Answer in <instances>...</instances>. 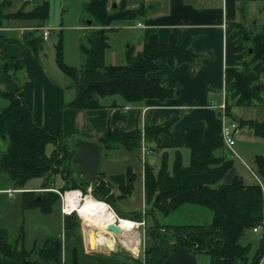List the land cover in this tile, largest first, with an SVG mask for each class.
Returning a JSON list of instances; mask_svg holds the SVG:
<instances>
[{
    "label": "trees",
    "instance_id": "16d2710c",
    "mask_svg": "<svg viewBox=\"0 0 264 264\" xmlns=\"http://www.w3.org/2000/svg\"><path fill=\"white\" fill-rule=\"evenodd\" d=\"M33 0H24L23 4L12 12L2 9L10 0H0V26L9 18H28L37 21L38 26L26 31L24 42L37 54L41 49V23L48 15V0H35L29 10L23 6ZM127 0L111 2L108 0H83L82 11L89 20L90 30L80 43L83 55L82 63L76 67L66 64L62 59L60 41L56 45V63L60 70L70 78L75 89V97L71 105L76 108H96L100 106L99 98L118 94L127 101H139L153 98L159 101L173 95L171 88L161 83L160 76L149 77L148 72L156 70L157 61L168 66L182 62L196 64L198 55L192 49L189 40L176 42L175 33H171L167 42H160L155 34L148 35L140 50L132 46L125 49V60L110 63L105 59V51L110 47L109 33L114 27L132 25L141 20L148 12L142 1L128 6ZM115 4V5H114ZM244 29V38L248 34L252 38L249 68L259 63L256 69L258 77L264 73V39L262 33L253 28ZM39 30V36L37 31ZM22 58L4 62L3 68L20 64ZM260 78L257 88L264 90ZM264 81V79H263ZM7 103L0 109V139L6 140L5 149H0V179L6 180L14 188L20 189L21 206H39L48 213L59 204V195L66 189L81 188L90 185L84 178L73 179L70 172L60 169L59 165L66 158H74L76 149L70 147L59 134H52L39 126L33 117L30 106L23 98L22 91L1 92ZM229 119L236 122L228 112ZM174 118L157 124L144 125L143 137L151 148L157 147L158 136L168 131ZM240 125L251 127L254 133L264 138V121L254 119L237 120ZM204 123L197 121L188 126L183 134V144L189 149V162L183 164L179 152L175 153L171 167L167 165L165 153L161 154L160 164L156 170L147 160L143 166L144 202L149 207L143 210L151 213L158 211L166 216L184 204H198L210 209L212 215L208 222L185 223L164 228L168 239L166 244L158 241L153 233L150 237L153 244L144 247L140 258L133 264H162L171 251L186 246L196 253L209 256L208 264H258L262 256V241L247 236L250 228L260 223L264 216V158L255 156L256 173L261 184H246L241 177L234 176L224 182V174L230 169L232 161L216 154L222 147L220 135L210 140H203ZM142 132L139 126L132 130L111 129L107 127L97 141L103 149L123 148L134 152L141 146ZM53 143L54 148L46 152V145ZM155 143L156 145H152ZM75 160V158H74ZM78 164V161L75 160ZM91 185V195L106 201L119 217L140 220L141 212H122L114 205V197L125 198L133 190L134 173L130 168L105 176ZM60 174L65 181L60 188L54 186L53 177ZM31 178L42 179L40 188L46 189L34 193L25 183ZM70 179L66 182V179ZM83 179V180H82ZM1 183L0 186H3ZM4 188V187H0ZM58 189L57 191H55ZM113 189L118 190L114 195ZM76 213L66 214L62 218L64 230H75L79 227ZM156 226V224H155ZM87 227L82 224V230ZM0 264H64L62 259V240L60 234L45 236L41 245L26 249L23 246V229L10 239L7 229L0 226ZM71 264H77L75 252Z\"/></svg>",
    "mask_w": 264,
    "mask_h": 264
},
{
    "label": "crops",
    "instance_id": "0c3cea01",
    "mask_svg": "<svg viewBox=\"0 0 264 264\" xmlns=\"http://www.w3.org/2000/svg\"><path fill=\"white\" fill-rule=\"evenodd\" d=\"M18 1L22 4L24 0ZM139 1L132 0L128 4L132 6ZM145 1L150 2L151 7L142 20L138 21L141 25L134 23L119 26L139 31L135 51L141 49L150 34H155L160 42H167L170 34L175 33L178 44L189 40L192 49L198 55L196 64L185 61L168 66L157 61L159 67L147 73L149 77L160 76L161 83L173 90L171 97L164 101L153 98L127 101L118 94H112L100 97L99 107H73L71 102L75 97V89L70 78L60 72V68L46 64L44 60L46 55L43 52L35 54L24 42L25 32L35 25L28 19L9 18L0 26L2 107L6 105L7 100L1 92L22 91L23 98L30 106L34 120L39 126L52 134H59L66 142L77 136L76 138L94 141L97 144L107 127L132 130L139 126L141 132H144L145 123L153 125L174 118L168 131L159 134L158 144H152L157 147L151 148L146 143L152 151L143 156L144 159L141 146L135 153L119 148L124 156V160L120 159L125 161V169L121 172L130 168L134 174L136 173L135 178L139 176L140 195L144 200V162L147 160L154 169H157L161 154L165 153L170 168L175 153L179 152L184 164L188 152L183 144L182 134L194 122L204 123L203 140L220 135L222 121L209 103L211 100L219 102L224 94L229 115L236 116L237 119L233 146L226 147L222 142V147L216 150V154L232 161L223 181L229 182L234 176H238L246 184H261L256 173L255 156L260 155L264 158V138L257 136L251 127L240 125L237 120L254 119L251 113L244 114L242 109L264 104V98L256 86L259 78L256 69L259 63L249 68L245 67L250 56L244 55L243 37L244 29L251 31L253 28L255 32L258 29L264 39V0ZM116 52L114 49L110 51V57H113L110 63L115 62L114 57L118 60ZM125 52L123 50L121 53L125 55ZM18 57L22 58L20 64L3 68L4 62ZM73 149H76L77 153V145ZM110 150L116 148L108 150L100 146L99 167L100 159L104 158L102 162L104 167L99 169L101 176L103 175L100 172L110 175L108 162ZM131 156L135 157L140 173L130 167L128 159ZM77 166L79 168V162ZM78 171L80 177L77 179L81 180L84 176L81 175L80 168ZM113 193L118 194V190L113 189ZM76 231L72 230V233H77ZM82 232L85 244L83 245L79 234L72 235V256L68 260L64 255V264H71L73 251L77 264H133L137 259L124 253H121V257L112 256L110 253L112 251L102 250L91 234L88 236L86 231ZM74 240L79 241L80 249L74 246ZM78 252L82 253V257ZM208 262L207 254L196 253L186 246H180L168 253L162 264H208Z\"/></svg>",
    "mask_w": 264,
    "mask_h": 264
},
{
    "label": "rangeland",
    "instance_id": "374dc122",
    "mask_svg": "<svg viewBox=\"0 0 264 264\" xmlns=\"http://www.w3.org/2000/svg\"><path fill=\"white\" fill-rule=\"evenodd\" d=\"M35 0L29 1L26 3L23 8L24 10H29L33 5ZM82 1L83 0H48L49 3V9H48V15L41 23V27H50L49 36L46 40H41V49L40 51L43 52L45 56V62L46 64H52L56 68H59L56 63V45L58 41L61 43L62 47V59L65 63L71 66L78 67L82 61H83V55L80 51V43L84 39L85 34H87L90 30L89 25H87V19L84 16V13L82 11ZM118 2L119 0H108V5L111 2ZM132 0H127V5L130 6L128 3ZM144 4L143 7L148 6V8L151 7V3L147 2L145 0H140ZM139 1V2H140ZM138 2V3H139ZM133 4L134 5H137ZM23 4V3H22ZM22 4H19L18 0H10L9 4L6 3V5L2 6V9L7 12H12V10H16L19 6ZM13 7V8H12ZM15 7H17L15 9ZM19 19H26V18H19ZM28 19V18H27ZM30 22H32V25L38 26V22L33 19H28ZM142 20V19H141ZM7 21V20H6ZM138 21L135 22L137 25ZM140 23V22H139ZM141 24V23H140ZM34 26V27H35ZM40 27V28H41ZM252 27V25H251ZM33 28L30 27V30ZM257 33L259 30L257 29ZM37 35L39 36V30L37 31ZM140 33L137 29L127 28V27H119L116 26L113 28V30L109 33L110 37V47L106 49L105 51V59L107 62H112L113 57H110V51L114 49V51H117L116 57L118 60L114 57V63H120L125 60V55L121 53L123 50L127 48V44L129 46H132L134 52L136 45L139 40ZM245 39V51L244 55H248V49L251 48L252 45V38L247 34ZM39 51V52H40ZM62 72V71H60ZM63 73V72H62ZM260 78V77H259ZM261 84L264 83V73L261 74L260 78ZM258 83V81L256 82ZM257 85V84H256ZM258 91L261 92L263 98H264V90L259 89ZM108 97V96H107ZM211 102V101H210ZM210 104V103H209ZM211 106V105H210ZM2 107L1 101H0V108ZM215 109V111L218 113V108L215 106H211ZM243 113H251L254 117V120L257 121H263L264 120V104L262 106H247L242 109ZM227 112V110H226ZM77 136L72 137L67 143H69L70 146H73L72 148H75L76 145V138ZM7 145L6 140L0 139V149H5V146ZM54 148L53 143H48L46 145V152H50ZM186 150L188 152L186 160H184V164H188L189 162V149L186 147ZM135 153V151H134ZM133 153V154H134ZM122 150H119V148H116V150H110L108 151V162L110 164L109 172L110 174L121 172L125 166L124 162V156L122 155ZM146 155V154H145ZM120 158H123L120 159ZM104 158L100 159V167L101 170L103 166ZM128 161L131 163L130 167L135 168L138 172L140 169L136 164L135 157L131 156ZM60 169L64 168L70 172V176L73 179L79 178V168L77 166L76 161L74 158H66L62 165H59ZM156 170V169H154ZM125 171V170H124ZM140 173V172H139ZM108 176V175H105ZM136 176V173L134 174V178ZM53 177L54 179V186L57 188H60L65 181L61 178L60 174H56ZM102 178H104L102 176ZM105 179V178H104ZM70 179H66V182ZM83 180V179H82ZM85 180V179H84ZM88 182V181H87ZM1 183H4V188H0V226H3L7 229L8 235L10 239H13L16 234L18 233V229L20 226H22L23 229V246L28 249L33 247L34 245H41L45 236L47 235H57L60 234L61 240H62V259H64V255L68 257L69 260L70 256H72V235L79 234L83 245L84 243V235L82 232V224H84L87 229L86 233L88 236H92V238L97 240V232L93 231L89 226H87L77 214L76 211H70L69 213L75 212L76 218L79 222V227L75 228L77 230V233H72V229L70 230H64L62 227V218L64 216L62 209H65V202H64V193L67 192L70 189H66L64 191H61L58 193L59 195V204L55 205L52 210L48 213H44L42 209L39 206H33V207H22V195L19 194V191L22 190V188H18L16 192L13 193V196L9 195L7 190L14 188L11 184L6 182V180L0 179V185ZM89 183V182H88ZM42 184V179L38 178H31L27 180L25 183L26 187H30L33 190H35L34 193H39L40 191L46 190L43 188H40ZM90 184V183H89ZM139 176H137L133 181V190L131 192V195L127 196L125 199L120 200L117 197H114V205L116 208L121 209L122 212L129 213L133 211L141 212L140 217L143 221V223L136 224L135 230L131 234H136L137 237V244L138 249L137 252L135 251V255H131V252L126 250L122 244L119 241H116V250L122 249L123 251L129 254V256H133L135 258H140L142 247H147L149 244H153V241L150 237V233H153L155 237H158V241L162 244H166L168 242L167 237L165 236L166 231H162L163 228H159L157 225L163 226L164 228L169 227L171 225H178V224H185V223H201V222H208L211 218V211L207 207L198 205V204H184L177 208L176 210L170 212L168 215L164 216L158 211L155 210V212L148 213L146 212V215L142 214V211L145 209L147 210L149 207H147V204H145L144 200L141 198L140 195V187H139ZM93 186V185H91ZM56 189L55 191H57ZM58 192V191H57ZM82 191L80 197V201L84 198L85 193ZM89 194V192H88ZM83 196V197H82ZM145 216V218H144ZM264 218V216H263ZM121 219H129L121 217ZM133 220L135 222H140V220ZM120 221V218L115 220V222ZM156 224V226H155ZM253 227V226H252ZM251 227V228H252ZM248 233L247 236H251L255 240H259V234L253 233L251 231ZM79 240V239H78ZM263 242V241H262ZM75 247L80 249V243L77 240H74ZM145 245V246H144ZM263 245V244H262ZM86 247V245H85ZM87 248V247H86ZM88 249V248H87ZM104 251L109 252L110 250L102 249ZM80 256L82 257V253L78 252ZM112 256H119L121 257V253L118 251L110 252ZM263 253V249H262ZM133 254V253H132ZM258 264H260V260L258 261Z\"/></svg>",
    "mask_w": 264,
    "mask_h": 264
},
{
    "label": "bare ground",
    "instance_id": "6f19581e",
    "mask_svg": "<svg viewBox=\"0 0 264 264\" xmlns=\"http://www.w3.org/2000/svg\"><path fill=\"white\" fill-rule=\"evenodd\" d=\"M79 196L78 190H68L64 196L65 209L76 211L79 218L93 231L97 232V242L101 249H114L116 241H119L126 250L133 254L135 251L137 252L138 236L131 234L136 228L135 222L121 218L120 221L115 222L118 218L107 203L92 197L88 193L82 201H80ZM110 222L118 225L119 232L113 233L107 229V224Z\"/></svg>",
    "mask_w": 264,
    "mask_h": 264
},
{
    "label": "built area",
    "instance_id": "2783aa9c",
    "mask_svg": "<svg viewBox=\"0 0 264 264\" xmlns=\"http://www.w3.org/2000/svg\"><path fill=\"white\" fill-rule=\"evenodd\" d=\"M137 25H141L139 22L137 23ZM50 27H41V34H42V39L43 40H46L49 36V32H50ZM210 105L213 106V107H217L218 108V115L222 121V126H221V131H220V136H221V139H222V142L223 144L226 146V147H232L233 144H234V131H235V128H236V122L229 119L228 115H227V112H226V102H225V95L222 94V97L220 98V101L217 102L215 100H211L210 102ZM141 149H142V159H144L143 156H145V154L147 153H150L152 151V149L150 147H148V145H146V142L144 140V137H143V132H142V137H141ZM91 189H92V186L91 184L88 185L86 187V190L84 191L85 193H88L89 192V195H91ZM16 188H11V189H8L7 192L9 195L13 196V193L16 192ZM70 190H78L79 191V195H81L82 193V189L81 188H73V189H70ZM69 190V191H70ZM66 194V191L64 193V196ZM86 195V194H85ZM93 197V196H92ZM104 201V200H102ZM105 203H107L106 201H104ZM107 205L112 209V207L107 203ZM113 210V209H112ZM62 212L64 215L66 214H69L70 211H68L67 209H62ZM116 214V213H115ZM116 217L119 219L121 217H119L117 214H116ZM133 221V220H132ZM135 222V221H133ZM136 224L139 223H143V221H140V222H135ZM251 231L253 233H258L260 236L259 238L261 239L262 242V249H263V253H262V256L260 258V264H264V218L262 219V221L256 225H254L252 228H251Z\"/></svg>",
    "mask_w": 264,
    "mask_h": 264
},
{
    "label": "water",
    "instance_id": "95a60500",
    "mask_svg": "<svg viewBox=\"0 0 264 264\" xmlns=\"http://www.w3.org/2000/svg\"><path fill=\"white\" fill-rule=\"evenodd\" d=\"M115 5V4H114ZM89 20H87V24H89ZM252 49L249 48L248 52H251ZM233 119H237L236 116H233ZM76 145L78 148L77 153L75 154L74 158L79 162L80 173L84 178L89 182L92 183L95 180H101L102 176L99 174V155H100V146L94 141L78 138L76 140ZM107 229L111 230L113 233L119 232V227L116 223L110 222L107 224ZM116 246V245H115ZM110 251H118L120 253L127 254L126 250H116L114 249H107Z\"/></svg>",
    "mask_w": 264,
    "mask_h": 264
}]
</instances>
